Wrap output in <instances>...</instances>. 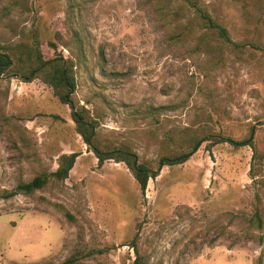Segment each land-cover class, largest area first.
Segmentation results:
<instances>
[{
    "label": "rangeland",
    "instance_id": "obj_1",
    "mask_svg": "<svg viewBox=\"0 0 264 264\" xmlns=\"http://www.w3.org/2000/svg\"><path fill=\"white\" fill-rule=\"evenodd\" d=\"M35 42L73 62L75 104L103 145L151 166L194 137L251 136L255 149L205 142L142 192L125 164L98 166L50 87L11 71L0 196L80 156L65 182L0 200V264H133V245L142 264H264V0H0V48L16 56Z\"/></svg>",
    "mask_w": 264,
    "mask_h": 264
},
{
    "label": "trees",
    "instance_id": "obj_2",
    "mask_svg": "<svg viewBox=\"0 0 264 264\" xmlns=\"http://www.w3.org/2000/svg\"><path fill=\"white\" fill-rule=\"evenodd\" d=\"M207 31L213 33L218 38L230 43V37L225 28L214 21L210 15L202 14ZM247 17V12H246ZM54 48V45L51 44ZM239 47V46H237ZM22 52L16 56L11 50L0 48V79L7 73L13 71L15 76L24 82L31 83L34 80H40L53 90V93L59 100L70 109L71 119L76 126V131L82 138L88 151L93 153L98 161V166H103L107 161L123 163L132 173L134 179L142 192H145L148 182L155 179L164 167H172L187 162L205 142H211L212 145L220 143H230L233 146H250L254 148L251 136L243 141H236L229 137L208 136L194 137L189 140V147L174 155H161L154 166L140 161L138 154L132 149L124 146L109 147L103 145L97 133V122L83 106H76L73 95L76 90V79L74 75V64L64 58L60 53L52 58H45L39 45L35 42L31 49H21ZM79 153L63 154L58 159V167L52 173H41L30 182H19L12 191H7L0 196L2 199H10L19 194L29 195L37 190H42L52 181L63 183L70 175ZM67 219L73 221L70 213L64 211ZM259 228L262 227L263 219L260 213L256 211L255 216L250 219ZM137 255L133 264H142L138 253V248L133 245ZM61 264H76L74 258H69Z\"/></svg>",
    "mask_w": 264,
    "mask_h": 264
}]
</instances>
